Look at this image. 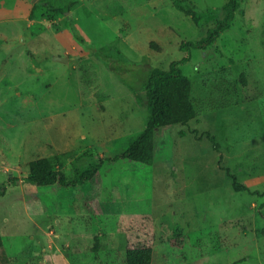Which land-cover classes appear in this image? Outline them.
<instances>
[{
  "label": "rangeland",
  "instance_id": "rangeland-1",
  "mask_svg": "<svg viewBox=\"0 0 264 264\" xmlns=\"http://www.w3.org/2000/svg\"><path fill=\"white\" fill-rule=\"evenodd\" d=\"M191 1L202 12L226 2ZM0 9V264H127L117 215L80 214L72 200L53 214V196L27 180L28 166L66 153L72 176L85 152H123L147 118L126 82L141 92L148 70L183 57L198 114L156 132L158 242L175 240L186 264H264L255 219L264 201V0H242L231 29L190 52L182 41L202 38L220 10L199 29L172 0H0ZM116 46L135 63L122 75L106 65L118 61ZM102 172L106 198L121 197L116 164ZM234 178L249 191H236Z\"/></svg>",
  "mask_w": 264,
  "mask_h": 264
},
{
  "label": "trees",
  "instance_id": "trees-1",
  "mask_svg": "<svg viewBox=\"0 0 264 264\" xmlns=\"http://www.w3.org/2000/svg\"><path fill=\"white\" fill-rule=\"evenodd\" d=\"M176 9L190 16L196 26L203 28L206 19L216 17V11L222 14L214 25L206 29L205 35L197 40H183L180 48L190 52L193 49H206L214 45L225 31L232 27L236 14L241 10L242 0H226L221 9L208 7L205 12L197 8L191 0H172ZM45 7L52 11H61L50 2ZM54 20L53 15H48ZM75 34L80 37L74 25ZM155 45V43H151ZM118 61L108 62L112 70L118 68L122 75L130 71L128 65H134L119 47H115ZM189 57L173 61L169 68L152 67L142 82L141 92L131 83H127L133 95L146 111L145 128L129 142L127 148L114 157L98 158L93 153L85 152L72 161L73 175L63 170V158L56 160L48 157L36 158L29 163L27 180L34 184L38 192L53 196L51 210L53 214L65 207V201H75L80 214L103 216L117 215V231L126 238L127 264H186V254L175 240L158 242L156 222L153 214L154 160L156 155V132L163 126H186L197 116L198 108L193 98V81L185 74L181 64ZM211 141L217 146L215 136ZM72 156L71 154H69ZM105 162L114 163L122 179V196L106 198L104 194ZM10 182H17L11 177ZM236 191L249 189L234 178ZM7 182L0 184V195H5ZM259 193V192H258ZM264 197V191L261 193ZM255 219L259 231L264 236V201L256 209ZM3 238L0 235V248ZM98 242L95 246L97 250Z\"/></svg>",
  "mask_w": 264,
  "mask_h": 264
},
{
  "label": "water",
  "instance_id": "water-1",
  "mask_svg": "<svg viewBox=\"0 0 264 264\" xmlns=\"http://www.w3.org/2000/svg\"><path fill=\"white\" fill-rule=\"evenodd\" d=\"M55 60H59V61H63V62H66L68 61V58L67 57H62V56H55Z\"/></svg>",
  "mask_w": 264,
  "mask_h": 264
},
{
  "label": "crops",
  "instance_id": "crops-1",
  "mask_svg": "<svg viewBox=\"0 0 264 264\" xmlns=\"http://www.w3.org/2000/svg\"><path fill=\"white\" fill-rule=\"evenodd\" d=\"M8 10H5V9H0V17H2V20H3V15H2V13L3 12H7ZM10 11V10H9ZM11 18V17H10ZM6 19H8V18H6ZM59 56H61V55H59Z\"/></svg>",
  "mask_w": 264,
  "mask_h": 264
}]
</instances>
